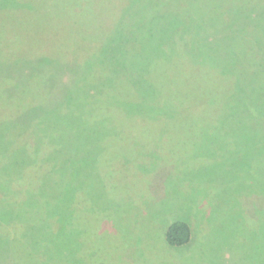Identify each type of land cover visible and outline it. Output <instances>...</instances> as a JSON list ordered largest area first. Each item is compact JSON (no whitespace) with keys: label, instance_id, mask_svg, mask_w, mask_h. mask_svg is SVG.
I'll list each match as a JSON object with an SVG mask.
<instances>
[{"label":"rangeland","instance_id":"374dc122","mask_svg":"<svg viewBox=\"0 0 264 264\" xmlns=\"http://www.w3.org/2000/svg\"><path fill=\"white\" fill-rule=\"evenodd\" d=\"M50 1L45 24L54 27L62 21L77 27L85 39L87 35L86 41L68 34L60 39L96 46L99 59L105 47L110 50L109 43L112 53L97 70L104 75L99 88L93 69L77 59L57 64L63 56L55 57L46 83L30 75L0 78V96L9 94V101L0 100V193L13 198L0 209V223H11L7 230L0 228V264L9 257V238L21 236L27 247L20 252L35 253L43 264L52 257V264L71 263L74 252L61 255V248L82 240L85 245L76 256L81 264L87 254L93 261L87 264H264V24L240 38L236 61L217 31L223 20L245 29L250 23L232 12L259 8L264 0H212L221 3L208 17L207 32L212 34L187 48L183 36L175 44L187 24L173 26L178 20L169 23V13L154 5L136 0L116 20L124 0ZM108 1L116 2L115 9L108 5V13H99L97 6ZM44 2L39 6L45 7ZM60 4L76 11L65 13ZM28 21L38 28L35 18L21 16L18 31L24 32ZM180 49L184 53L177 55ZM174 55L173 64L156 69L163 75L156 84L159 96L146 74L153 58ZM113 76L132 85L124 87L126 99H107L124 96ZM80 90L87 91L81 100ZM204 94L211 95L207 104ZM166 99L179 105L171 110L168 102L162 105ZM39 104L54 110L38 114L43 111ZM102 114L96 122L86 119ZM42 133L56 141H43ZM112 133V151L100 156ZM143 147L145 151H137ZM43 151L49 156L37 154ZM96 155L108 165L95 168ZM80 175L84 187L78 203L71 190L59 205L61 188L71 187ZM44 196L57 206H42L48 218L41 219L40 213L30 221L24 205L33 202L37 207ZM64 209L70 216L65 219L60 216ZM178 218L191 225L193 236L187 245L170 248L164 234ZM39 250L50 253L48 260Z\"/></svg>","mask_w":264,"mask_h":264},{"label":"trees","instance_id":"16d2710c","mask_svg":"<svg viewBox=\"0 0 264 264\" xmlns=\"http://www.w3.org/2000/svg\"><path fill=\"white\" fill-rule=\"evenodd\" d=\"M39 1L40 0H0V78H5V77H20V76H26V75H30L33 77H43L41 78V83H46V79L48 76V71H49V75H50V71H52V65L54 64V60L55 57H59V56H63V58L65 59H59L57 60V64H61L64 65L63 63H68L71 60L74 61L76 63V60H79V62L81 64H83V66H87L88 69H93V74H97L98 78L100 79L97 83H95L96 87H98V85L100 84V82H103V76L102 74L100 75V73L97 71L102 67V64H107L108 63V58L112 53L111 50V45L109 43V51H105L106 47L104 48V52H102V56L101 58H97L98 54L95 55L94 51H97L96 46H86L85 45H81L82 40L85 39V35L84 34H80V31L77 27L73 28H69V26H66L67 24H64L62 21H58L59 23L53 27L51 25L45 24L44 21H46L49 16L51 15L50 13L52 12V7H53V3L50 0H46L47 2H44L45 7L44 6H39ZM136 0H124L123 4H120V10L118 12L115 13V19L117 20L119 15H121L122 13H126L127 12V8H131V6L134 4ZM139 2H144L146 5L147 4H151L154 5L157 10H159L160 12H162L163 14H168L169 15L166 17V21H168L169 23L172 21V19L176 18L178 20L177 21H173V26H177V25H182V24H187L184 25L186 27L183 28V30H180L181 35H177L175 36V44H178V41L176 40V38H181V36H183L184 41H186V46L184 45L183 48H187L192 46V44H198L199 42L207 39L205 37L210 36L212 33H208L207 32V27L210 26L211 20L208 17H211V15H215V11H217V6H220V2L218 1H208V0H137ZM147 1V3H146ZM157 1V3H153ZM215 2V3H214ZM143 3V4H144ZM214 3V4H213ZM144 4V6H146ZM110 6L111 10H114L115 7L117 6L116 2H112V1H108L105 3H101V5L97 6L100 7L99 9V13H108L107 10H105L107 8V6ZM211 5H213V8L211 9ZM223 5V4H222ZM60 6L62 7L63 4H60ZM103 6V8L101 9V7ZM62 11H64L65 13H68V11L71 13L73 11L76 10H68L66 7H62ZM264 2L262 3V5L259 8H248V9H240V8H236L234 9V12L232 13H238V16L241 17L242 22L244 23H250L245 29L243 30H238V28H234V24L233 22H229V20H223L222 24L221 22L219 23V29H217V31H219L220 33V41L222 42V45L226 48L228 47L231 50V53L234 57V60H237V56L234 55V52L236 51V48H238V43L241 41L240 38L243 37L244 33L250 29L253 28V32L255 30H257L262 24H264ZM97 9V10H98ZM84 7H81V9H78V11H83ZM172 13V14H171ZM240 13V14H239ZM237 15V14H236ZM21 16H31L33 18H35L38 22V28L32 24V22H26L24 24V28H27L24 32H22L21 30L18 31L19 26L21 25L20 22V18ZM97 18L99 19V14L97 16ZM180 19H182V23L180 22ZM97 21V20H96ZM61 23V24H60ZM28 24H32V26H28ZM60 24V26H58ZM115 24V22H114ZM113 24V26H114ZM36 27V28H35ZM110 31L112 30V26L110 25ZM68 31H71L72 34H69ZM182 31V32H181ZM188 31V32H187ZM63 34H68V35H76V39L79 38L82 40L76 44H74V39L69 40V41H64L62 39L59 38V36H62ZM83 35V36H82ZM90 35V34H89ZM54 36H56V38H54ZM63 37V36H62ZM86 39H87V35H86ZM85 39V41H86ZM191 40V42H190ZM91 41V40H88ZM180 45L181 44V41ZM19 43L23 45V47L21 48V46H19ZM246 50H249L250 48H245ZM226 50V49H225ZM235 50V51H234ZM183 51L180 49V51L178 50L177 55L181 54ZM118 53V52H117ZM184 53V52H183ZM146 54V53H145ZM119 53L116 55L118 56ZM177 55L174 56H170L168 59H152V63H151V67L150 70L148 72V74H146V78L145 80H147L150 84H152L153 88H154V93L158 94L159 96L161 95L159 90H158V86L156 84L159 85V76H163L161 73H159L156 69L157 67H163L166 64H170L172 62V64L174 63V59ZM221 57L222 54H221ZM60 58V57H59ZM85 58H87L85 60ZM43 64L42 66L40 64ZM163 64V65H162ZM40 65V66H39ZM112 65V62H111ZM121 70H124V68H121L119 73L121 74ZM46 71V72H45ZM45 72V73H44ZM57 78L60 77L61 73L57 74ZM114 77V76H113ZM115 80L117 79V81L121 82V85L123 87V91H124V96L121 94H116L115 97L114 95H110L108 96L107 99L111 100L114 98H119V99H126V91L124 90V87L127 86V84H130L129 82H127L125 79H123L122 77H114ZM91 82H95V81H91L89 80L88 83ZM71 83V82H70ZM104 84V82L102 83ZM130 86H132L130 84ZM101 88L103 91L110 93L111 91L110 88L111 87H106L101 85ZM1 91V90H0ZM49 93L50 91L47 90ZM92 92V91H90ZM87 96V91L82 93L81 90L79 92V95H77L78 99L81 100L82 97H86ZM158 96V97H159ZM211 95H207L204 94L205 97L203 98L204 102H206V104L208 103V100L211 99L210 97ZM6 98V99H3ZM0 100H8L9 101V94L6 96H0ZM52 100V99H51ZM79 100V101H80ZM160 101V100H159ZM87 102H90V100H88ZM168 102V106H170L169 108L171 110L175 109V107H177L179 104L177 103H172V100H162V105L163 103H167ZM4 102H0V105L3 104ZM157 101L153 100L152 104H156ZM192 105H197L199 106L201 103H196L191 101ZM6 105L8 107L11 106V104L8 102L6 103ZM62 105V104H61ZM53 106H57L56 102L53 104ZM52 106V108L50 109H45L43 108L40 104L38 105L39 108H43L41 113L38 114H45L47 112H51L52 110H54V107ZM59 107V106H58ZM166 107V108H167ZM60 108V107H59ZM114 109H116L118 111L117 107H114ZM200 109V108H199ZM201 110V109H200ZM35 115H37V113H35ZM86 116H88L86 114ZM104 116V114L96 117V118H92L89 119L88 117H86V119L90 120V121H97L98 119H100V117ZM163 121V120H162ZM116 126V125H115ZM21 128V127H19ZM45 133H42V140H49L52 141L54 139L49 138L46 135H44ZM116 134L112 133L110 135V137H108L109 139L104 141V145L102 146L100 152L101 155H104V153L110 152L112 151L113 148H111L110 146V141L114 138ZM120 137V136H118ZM41 140V141H42ZM56 141V140H54ZM99 144L102 145V143H100V141H96ZM54 146V144H53ZM58 148V146L56 147ZM145 151L146 148L143 147L140 150L137 151ZM45 151L41 152L37 154L42 158L49 156V153L46 155H43ZM135 157V156H134ZM139 158V157H136ZM141 158V157H140ZM95 164V168H98L102 165H108L106 159H99V156L96 155V158L94 159V163ZM138 163V162H136ZM98 164V165H97ZM139 164V163H138ZM31 166H33L34 164L31 163ZM98 175V174H96ZM80 175L78 178H76L75 180H73L71 187H69V184H67L66 186H63L60 190V196L58 197V200L60 199V204H63L66 202L65 199H63V197L67 196V194L71 191L74 190V194H75V198H74V202L78 203V200L81 198V195L79 194L80 190L82 187H84V182L81 179ZM37 189H35V191L38 192V188H39V184H37ZM30 189L31 187L28 185L26 187V189ZM24 189V188H23ZM24 189L23 192L26 190ZM42 189H40L41 191ZM44 190V189H43ZM36 192V194H37ZM43 192V191H42ZM36 194L33 196L34 199L36 197ZM7 198L9 197H4L2 195V193H0V209L3 207L2 205H5V208L8 206V204L10 202L7 201ZM86 198V197H85ZM10 199V198H9ZM13 199V198H12ZM12 199H10L12 201ZM45 196L43 197V199L41 200L42 203H38L37 207L34 206L33 202L32 203H27L26 205H24L23 208H26L25 210H27L29 208V216H30V221L32 220H36L37 217H39L40 213H41V219L46 220L48 218V214H45V212H41L42 206L44 207H49L51 204V206H57L55 201L53 202V199L51 200V202L44 200ZM87 199L96 205L95 199L93 198V196L88 197ZM85 199L82 200V202ZM31 201V199H30ZM53 202V203H52ZM44 203V204H43ZM33 204V205H32ZM43 204V205H42ZM1 211V210H0ZM36 213H38L36 215ZM19 214V213H18ZM52 214V213H51ZM20 215V214H19ZM23 215V214H21ZM20 215V216H21ZM24 216V215H23ZM27 216V215H26ZM61 217H63L65 219V216H69V211L68 209H64L63 212L60 215ZM55 218V217H54ZM53 218V219H54ZM48 220H52V218H49ZM1 226L0 228L2 229H6L7 225H10V221L9 223H4L5 225H3V223H0ZM68 224V223H66ZM3 225V226H2ZM74 230V228H73ZM6 232V231H5ZM193 236V229L191 227V225L185 221L182 220L180 218L176 219V220H172L170 223H168L165 234H164V238H165V242L167 243L168 247H182L187 245L191 238ZM9 238V237H8ZM25 237H18V238H14L11 237V239L9 238V243H10V253H9V257L6 260L5 264H43L42 261H40L37 256L35 255V253H32L29 250H25L22 251V246H24V248H26L27 244L24 242L25 240H23ZM85 243L82 240L77 241L74 243V245L70 248H66L63 249L61 248V255L63 253H68V251L72 250L75 254V258L71 260V263L68 264H81V258L78 257V259H76V256H80L77 253L80 251V248L82 246H84ZM38 252L42 253V256H45V258L48 260V258L50 257V253L47 254L44 253V251L39 250ZM37 252V254H38ZM47 254V255H46ZM88 255V259L86 261L85 264L93 262L90 259V254ZM34 256V257H33ZM52 261H50L51 259H49V261L46 264H52L55 260V257H52ZM24 261V263H22ZM75 262V263H73Z\"/></svg>","mask_w":264,"mask_h":264}]
</instances>
